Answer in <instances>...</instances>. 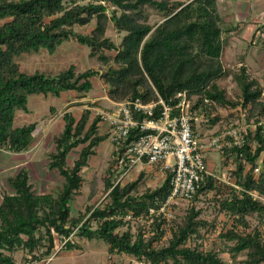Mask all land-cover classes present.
<instances>
[{
	"label": "trees",
	"instance_id": "trees-1",
	"mask_svg": "<svg viewBox=\"0 0 264 264\" xmlns=\"http://www.w3.org/2000/svg\"><path fill=\"white\" fill-rule=\"evenodd\" d=\"M218 0H0V150L21 153L33 142L36 122L16 127L15 112L27 111L30 95L56 97L74 91L86 94L92 89V79L99 77L107 85L109 100L119 103L140 99L143 103L159 99L174 106L177 94L186 92L194 97L192 109L198 107L211 115L215 106L244 111L245 119L253 116L255 125L249 129L242 147H224V159L233 158L235 185L226 196L215 198L218 213L231 219L230 227L218 237L239 264H264V231L255 227L248 231V217L264 222V169L258 174V159L264 156V86L251 77L243 62L233 72L236 98L217 84L230 72L221 63L226 38L240 32L239 22H227L217 9ZM152 11V12H151ZM155 15L157 19L150 22ZM93 23L89 33L77 27ZM118 34L119 42L107 36L108 24ZM74 40L89 48V56L108 64L104 71L88 67L76 72L70 65L55 76L41 72L26 73L15 60L21 54L47 50ZM204 99H207V104ZM87 105L76 117L70 111L62 113V128L53 138V151L48 168L57 170L63 182L58 193H35L30 183V169L18 168L7 179L10 193L0 200V264H16L15 253L39 252L46 257L54 247L56 237L76 234L85 240H102L109 256L126 254L149 264H226L218 251L204 250L201 241L205 233L216 229L215 219L202 217V209L191 206L184 217L168 222L160 215L148 220V210L157 208L171 191L168 173L153 189L138 192L142 173L124 184L115 183L122 169L117 160L124 146L141 134L130 129L125 141L115 150L104 177L105 200L98 205H86L84 211L72 214L70 202L83 183L81 171L96 148L108 139L100 133L102 117ZM206 110V111H205ZM248 111V112H247ZM135 118H141L135 114ZM219 115L208 121L214 125ZM192 130L196 133L195 123ZM79 148L72 165L69 153ZM216 179L202 173L198 189L191 200L219 194ZM136 224L133 232L130 223ZM241 228V229H239ZM169 233L166 244L162 238ZM195 241V245H188ZM230 242V244H227ZM65 249H80L71 238ZM243 254L244 258L236 257ZM33 254V258H35ZM38 258V257H37Z\"/></svg>",
	"mask_w": 264,
	"mask_h": 264
},
{
	"label": "rangeland",
	"instance_id": "rangeland-1",
	"mask_svg": "<svg viewBox=\"0 0 264 264\" xmlns=\"http://www.w3.org/2000/svg\"><path fill=\"white\" fill-rule=\"evenodd\" d=\"M217 9L224 21L239 22L243 27L240 32L229 34L225 40L221 63L230 74L217 80V84L226 90L228 97L236 98L237 86L232 74L240 65L242 56L243 62L248 67V74L258 79L264 86V0H218ZM156 19L157 17L152 15L149 21L154 22ZM3 21L0 20V24ZM92 27L93 23H90L88 26L76 29L89 33ZM107 36L117 43L121 38V34L113 29L112 23L108 24ZM15 60L19 63L21 70L26 73L41 72L47 76H55L70 65L75 66L76 72H81L88 67L104 71L111 64V62L108 64L101 62L96 56L90 57L89 48L74 40L61 43L52 54L45 49H40L38 52L21 54ZM106 92L107 85L99 77H94L92 89L86 94L69 91L59 97L52 94L28 96L27 111L18 109L15 112L14 126L20 127L36 122L33 142L27 151L21 153L0 150V200L2 195L11 192L7 179L13 176L22 165H26L30 169L29 181L35 193H50L54 196L58 193L63 178L57 170L48 168V161L54 147L53 138L60 133L62 128V113L70 111L77 117L87 103H94V106L91 107L92 116L96 113L109 114L116 109V106L110 102ZM189 100L191 104L194 102L193 97L189 96ZM241 112L243 111L236 112L228 107L215 106L211 115L218 114L219 120L211 125L208 121L210 114L205 113L198 116L197 121L194 122L195 134L206 138L238 123L252 129L255 125V118L251 116L249 121L245 118L241 119L239 116ZM261 123L264 125V117L261 119ZM99 131L101 133L107 131L105 120L100 122ZM112 150L110 140H105L96 148V154L90 158L88 164L83 167L81 171L82 186L70 202L72 214L76 215L78 212L84 211L86 205L92 203L98 205L105 200L103 180L111 162ZM78 152L79 148H75L69 153L67 157L69 166L72 165ZM204 157L207 171L213 174L217 181L219 194L212 191L207 196H199L195 201H180L172 205L173 218L171 221H178L184 217L191 206L201 208L202 217L209 221L212 219L216 221V229L212 233H205V238L201 241V248L218 251L219 256L224 259L226 264H239L232 259L226 244L218 237L221 230L230 227L231 219L223 213H218L215 206V198L219 195L226 196L235 185L232 173L235 167L233 158L224 159L218 150H209L204 153ZM258 164L256 174L264 169L263 155L258 159ZM147 171L140 172L142 173V182L138 188L139 193L146 189H153L163 181L164 175H154ZM139 174L135 171L125 181L134 180ZM259 198L264 202V196H259ZM247 221L249 223L248 231L255 227L264 231V222L261 223L255 217H248ZM130 227L133 232L136 231L134 222L130 223ZM169 236L167 233L160 244H166ZM71 240L80 245V249L67 250L63 248L48 264H149L126 254L109 256L106 244L99 239L85 240L73 234ZM195 243V241H190L188 245L194 246ZM26 255L21 250L16 252V264H24ZM243 258V254L236 257L237 260Z\"/></svg>",
	"mask_w": 264,
	"mask_h": 264
},
{
	"label": "built area",
	"instance_id": "built-area-1",
	"mask_svg": "<svg viewBox=\"0 0 264 264\" xmlns=\"http://www.w3.org/2000/svg\"><path fill=\"white\" fill-rule=\"evenodd\" d=\"M176 97L174 106L159 99L161 108L157 113L156 102L143 103L140 99H134L115 103L116 109L113 112L100 114L102 120L108 123V139L115 150L125 141L131 128L137 127L143 132L136 140L124 146L117 160L122 171L115 183H126V178L143 163L159 164L160 170L170 175L171 191L164 200L157 203V208H149V222L153 220V215H160L170 222L173 218L172 205L190 201L198 189L202 173H208L204 153L209 150L221 151L224 147H242L247 142L250 129L238 123L206 138L197 136L192 130V123L197 121L198 116L204 115L203 110L200 107L194 110L191 108L186 92H179ZM204 101L209 103L207 99ZM135 114L141 118H135ZM239 116L244 119L245 112ZM70 238L56 237L48 256L40 257L39 252L34 251L26 255L24 264H48Z\"/></svg>",
	"mask_w": 264,
	"mask_h": 264
},
{
	"label": "crops",
	"instance_id": "crops-1",
	"mask_svg": "<svg viewBox=\"0 0 264 264\" xmlns=\"http://www.w3.org/2000/svg\"><path fill=\"white\" fill-rule=\"evenodd\" d=\"M64 93H67V92H64ZM110 102H112V104H115L113 101H110ZM105 126L107 128L106 132H108V123L105 122ZM211 135H209V136H211ZM33 136H34V134H33ZM135 170H136V172L138 171L137 174H139L140 172H143L145 170L146 171L148 170L147 173L152 172V174H154V175H158L159 174V175H164L165 176V173H163L160 170V165L159 164L158 165H156V164L150 165V164L143 163L141 166H138L137 168H135ZM164 176H163V178H164Z\"/></svg>",
	"mask_w": 264,
	"mask_h": 264
}]
</instances>
